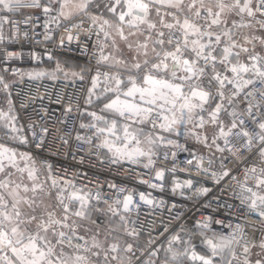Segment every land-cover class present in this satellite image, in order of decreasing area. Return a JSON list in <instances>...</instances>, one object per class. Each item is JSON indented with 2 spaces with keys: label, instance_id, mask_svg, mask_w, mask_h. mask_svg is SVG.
Wrapping results in <instances>:
<instances>
[{
  "label": "snow or ice",
  "instance_id": "obj_1",
  "mask_svg": "<svg viewBox=\"0 0 264 264\" xmlns=\"http://www.w3.org/2000/svg\"><path fill=\"white\" fill-rule=\"evenodd\" d=\"M21 40L54 67H0V264H264V0H0L5 64ZM105 173L170 175L197 212Z\"/></svg>",
  "mask_w": 264,
  "mask_h": 264
},
{
  "label": "built area",
  "instance_id": "obj_2",
  "mask_svg": "<svg viewBox=\"0 0 264 264\" xmlns=\"http://www.w3.org/2000/svg\"><path fill=\"white\" fill-rule=\"evenodd\" d=\"M37 31L42 33L43 30L38 29ZM38 39L42 40V36L38 37ZM52 47L53 46L51 44H48L47 46H45L43 43L37 44L35 42V40H33L31 43L21 40L18 44L10 45L8 50L21 53L22 59H19V60L13 61V62H9L8 64H5L3 56L0 55V67L8 66L11 68H20V69H23L25 71L31 70L32 68L37 67L38 62L33 60L29 56V53H38V54H41L43 57V62L39 63V66L42 68H45L47 63L53 62V61L48 60V57L46 54V48L48 50H52ZM54 54L57 57L67 56V57H70V58H73L76 60H80L82 62H84V60H85V56L82 53H80V51L75 47V45L72 46L71 51L56 48L54 50ZM9 78L11 79L12 77H9ZM67 83L68 82H66V81H61V82L48 81V80L43 81V85L49 87V91L52 92L53 96H55V93L59 88L63 87ZM77 86H79V85H77ZM87 86L88 85H85V87H87ZM16 89L18 91L19 90L27 91L25 84H18L16 86ZM72 89H73V86L68 85L66 92L69 90H72ZM40 92H41V94L44 93V87L43 86H41ZM36 107H38V105H36ZM51 108L54 110L55 115L60 114V105L53 104V105H51ZM73 152H75L74 149H73ZM44 155L49 156V158L56 164L57 171H60L61 169H67L69 172V175H71L74 172L75 173L87 172L88 178L91 179V178H93L94 173L99 171V169H97V168H91L90 167V164L94 162V158H92L91 160H86L85 163L80 164L78 157L76 159H73L72 156H69L67 154L50 156L49 153L45 152ZM188 158L189 157L186 153L178 154V158L176 160V165L178 166V168L183 166L182 162L187 160ZM160 164L162 166H167V167L172 166L170 161H161ZM137 172H140L141 175L143 176V178H145V179L149 178V175H151L145 169H137ZM192 175L194 176L196 174L192 173ZM104 176H107V178L109 180H114L116 183L121 184L122 186H126L128 189H135L137 192L151 193L153 196H155L157 198H163V199L167 200L169 202V204L175 202L178 205H183L185 212H187L189 209H191V211L193 213L197 212V209L192 208V203L190 201L183 200L179 196L178 192L175 195L171 194L170 189L172 186V177L170 175L166 174L165 191L164 192H160L158 190H153V189L149 188L147 185L140 184L138 182L137 177L129 176L127 173H125L122 176H120V175H109L108 173H105ZM104 176H101L100 179L103 180ZM177 177L180 180H184V179L188 178V174L178 171ZM84 182L86 183L87 181L85 180ZM104 191L106 194H111L110 190L107 189V187H105ZM225 199L229 200V202L231 203V200L229 199V197L225 196ZM200 211H203V209H200ZM144 213L148 214L147 218H149V219L152 218L151 210L148 209L147 207L142 206L141 219H145ZM160 213H161L160 215L155 217L157 219V221H159L160 219L166 218L168 215L167 211L164 209H161ZM205 214H207V213H205ZM219 218L220 219L227 218V219H232V220L235 219L234 216L228 217L227 215L221 216ZM145 238H146V236H145Z\"/></svg>",
  "mask_w": 264,
  "mask_h": 264
},
{
  "label": "trees",
  "instance_id": "obj_3",
  "mask_svg": "<svg viewBox=\"0 0 264 264\" xmlns=\"http://www.w3.org/2000/svg\"><path fill=\"white\" fill-rule=\"evenodd\" d=\"M59 58H60V59H69V60L77 61V62H79V63H83V62L80 61V60H76V59H73V58H70V57H67V56H60ZM51 63H53V62L47 63V65H49V64H51ZM47 65H46V66H47Z\"/></svg>",
  "mask_w": 264,
  "mask_h": 264
},
{
  "label": "rangeland",
  "instance_id": "obj_4",
  "mask_svg": "<svg viewBox=\"0 0 264 264\" xmlns=\"http://www.w3.org/2000/svg\"><path fill=\"white\" fill-rule=\"evenodd\" d=\"M62 60H63V59H62ZM70 62H71V63H79V62H77V61H73V60H70ZM51 67H54V62L51 63V64H49V65H47L45 68H51Z\"/></svg>",
  "mask_w": 264,
  "mask_h": 264
}]
</instances>
